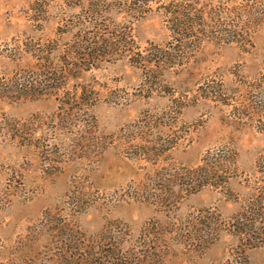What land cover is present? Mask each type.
Segmentation results:
<instances>
[{
  "label": "rangeland",
  "instance_id": "obj_1",
  "mask_svg": "<svg viewBox=\"0 0 264 264\" xmlns=\"http://www.w3.org/2000/svg\"><path fill=\"white\" fill-rule=\"evenodd\" d=\"M48 2V19L37 28L28 20L30 0H0V77L32 66L21 51L24 39L55 38L59 16L78 11L63 0ZM131 29L142 47L169 39L156 12L132 20ZM92 78L103 98L92 108L96 130L88 158L74 148L81 135L76 126L55 124L56 96L0 99V264H109L100 259L104 251L139 255L132 264H234L241 243L235 231L248 229L238 216L247 211L245 218L264 229V131L256 128L264 109L248 105L264 89V27L245 46L203 43L185 71L166 74L161 86L147 87L123 59L84 77ZM144 114L166 115L164 131L181 137L168 153L171 173L195 167L208 151L231 149L236 162L227 185L184 196L177 182L159 198L162 182L153 181L152 167L103 139ZM33 117L43 124H33L38 139L30 141L51 154L58 144V166L43 164L40 149L7 133L8 124ZM196 230L204 238L193 239ZM244 256L247 264H264V246L245 248Z\"/></svg>",
  "mask_w": 264,
  "mask_h": 264
},
{
  "label": "trees",
  "instance_id": "obj_2",
  "mask_svg": "<svg viewBox=\"0 0 264 264\" xmlns=\"http://www.w3.org/2000/svg\"><path fill=\"white\" fill-rule=\"evenodd\" d=\"M48 4V0H30L28 20L32 25L41 28L47 21ZM63 4L67 9L78 11L68 17L59 16L55 38L24 39L21 51L33 64L10 77H0V99L20 101L56 96L53 120L62 130L76 126L83 137L80 135L74 148L84 158H88L86 153L91 146L87 142H93L96 130L92 108L103 98L93 78L85 82L87 73L100 68L102 63L123 59L140 71L147 87L161 86L166 74L179 76L185 71L192 53L203 43L245 46L255 30L264 27V0L219 4H201L195 0H63ZM152 12L161 15L169 39L163 45L147 42L142 47L132 34L131 23ZM118 18L122 20L119 22ZM254 99L248 105H256V112L263 110L264 89H259ZM166 119V115L156 118L144 114L139 121L104 136V143L118 142L125 157L152 167L153 181L162 182L159 184L162 194L158 195L161 199L169 196L167 191L177 182L184 189H181L185 191L184 196L205 187H225L230 167L235 168L236 162V154L231 149L208 151L195 167L186 172L173 169L171 173L168 153L181 137H171L164 131ZM36 123L42 126L43 121L33 117L25 122H13L6 131L23 146L40 149L43 164L58 166L62 156L59 152L63 151L58 144V151L51 154L47 147L35 146L30 141L38 139L32 130ZM256 128L264 131V120H258ZM246 213L243 211L238 216L247 223L248 229L235 231L241 243L236 248L234 264H247L245 248L264 246V229L255 227L254 219L245 218ZM195 236L193 239L204 238V231H197ZM100 256L102 262L106 260L109 264H132L140 258L128 252L112 251H104Z\"/></svg>",
  "mask_w": 264,
  "mask_h": 264
}]
</instances>
